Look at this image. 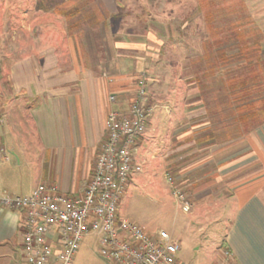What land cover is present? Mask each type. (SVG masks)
Listing matches in <instances>:
<instances>
[{"label": "crops", "instance_id": "1", "mask_svg": "<svg viewBox=\"0 0 264 264\" xmlns=\"http://www.w3.org/2000/svg\"><path fill=\"white\" fill-rule=\"evenodd\" d=\"M129 6L133 1L0 0V147L8 152L0 161V197L50 183L79 196L93 175L108 112L129 109L136 75L148 71L153 114L131 150L140 170L125 189L184 175L190 208L179 209L190 221L204 209L228 213L211 264H224V250L232 264H264V120L240 132L239 117L210 119L201 95L215 74L214 110H224L220 64L201 70L199 82L197 73L182 80L170 65L161 70L155 58L163 43L154 33L130 31ZM224 47L218 44L211 60L223 63ZM201 60L209 63L208 50ZM21 218L0 207V264H25Z\"/></svg>", "mask_w": 264, "mask_h": 264}, {"label": "rangeland", "instance_id": "2", "mask_svg": "<svg viewBox=\"0 0 264 264\" xmlns=\"http://www.w3.org/2000/svg\"><path fill=\"white\" fill-rule=\"evenodd\" d=\"M130 1H133L134 4V6H129L130 11L126 17L130 31L139 35L140 38L147 37L149 33H154L159 42L163 43V46L157 52L158 57L155 56V59L158 58L159 64H162L161 70L163 68L168 69V65H170L172 68L170 70L175 71L176 76H181L182 80H185L184 77L191 74L196 75L197 73V75H200L201 70H214V66L211 67L213 64L211 59L217 58L219 55L216 47L220 35L213 30L218 22L207 23L203 16L204 1L207 2V0ZM213 1L215 4L208 9L212 8L214 12L216 9L225 8L223 11L227 12L226 19H234V22L237 21V17H240L245 21L246 27L250 29L249 33H252L254 29H258L259 34L257 33L255 37L261 42L257 55L261 58L263 70L261 71L262 76L255 79L257 85L252 82L250 88L246 87L239 93L232 94V88L229 87V77L234 76L237 72L241 73L243 65H245V63L242 64L232 60L230 64L225 65V69H223V64L219 67V72L221 71L222 75L226 76L224 79L227 80L223 99L224 110L219 111L217 115L214 110L217 104L215 101L216 94H213V87L216 86L217 80L215 74L207 78V86L202 91L201 96L209 107L210 119H216L219 116V119L223 117L231 122L232 117L237 118L238 115L244 112L245 107L251 103L256 107H264V0ZM253 41L255 39L251 37L249 42ZM205 44L209 48H206ZM206 50H208L209 63L201 60ZM255 53L254 48H251L249 53L242 57L256 63L257 55ZM241 59L238 57L236 60ZM150 66L153 65L150 64ZM258 69L260 71V67L257 66L256 70L258 71ZM136 77L137 89L142 85L147 93V80L151 77L149 72L145 71L136 75ZM228 91L231 92L228 94ZM219 101H221V98H219ZM150 106L152 107V105ZM232 106H234V109H232ZM251 126H253L251 122L243 127L241 126L242 131L240 132ZM230 127L232 128V126ZM230 134H232V131ZM168 177L172 180L171 184L166 180ZM186 184L184 175L179 176L174 173H166L164 177H159L155 188L146 184L131 183L122 194L119 217L135 222L147 233H154L159 230L165 231L179 245L180 250L177 253V259L182 264H211V251L221 248V241L218 239L227 227L228 213L204 209L197 219L190 221L189 216L179 209L172 194L173 189L177 188L189 202ZM221 259L223 260L222 255ZM71 264L110 263L98 255L96 239L88 236L79 244L72 257ZM227 264H232L229 259Z\"/></svg>", "mask_w": 264, "mask_h": 264}, {"label": "built area", "instance_id": "3", "mask_svg": "<svg viewBox=\"0 0 264 264\" xmlns=\"http://www.w3.org/2000/svg\"><path fill=\"white\" fill-rule=\"evenodd\" d=\"M152 111L141 85L126 112H108L93 175L79 196L63 195L50 183L38 185L25 196L0 197L1 208L22 215L25 264H71L79 244L88 236L96 237L98 255L110 264H180V247L169 234L163 230L147 233L118 214L125 186L131 174L140 170L133 163L131 150L146 130ZM7 160V150L0 147V161ZM166 180L171 184L170 177ZM172 194L178 207L188 212L185 195L177 188ZM222 254V262L227 264L230 255L226 250Z\"/></svg>", "mask_w": 264, "mask_h": 264}, {"label": "trees", "instance_id": "4", "mask_svg": "<svg viewBox=\"0 0 264 264\" xmlns=\"http://www.w3.org/2000/svg\"><path fill=\"white\" fill-rule=\"evenodd\" d=\"M214 4L215 3L213 0H207V2L204 1V12L202 10V13L207 23H211V22L214 23V21L218 22V24H216V26L213 27V30H215L216 33L220 35V37L217 39L218 44L226 45V47H224V49L222 50L223 51L222 55H224V59L222 60L223 63L222 62L221 63L224 64V66L230 64L232 60L236 62H240L242 64L245 63V65H243V69L241 73L237 72L234 76L229 77L230 79L228 81L230 82L229 87L232 88L231 91L233 89L234 90L238 89L239 91H242L246 87L250 88L252 82L253 84L257 85L255 79H257V77L259 76H262L261 71L263 70V63L261 61V58H259V56L257 55L259 53L258 49H260V43H261L259 40H257L258 38L256 39L255 37V35L258 33V29H254L252 33H249L250 29L246 27L245 21L240 17H237L236 18L237 21L235 22L234 19L233 20L226 19L227 12L223 11L225 10V8L216 9V11L214 12H213L214 9L212 8L208 9L210 6L213 7ZM251 37H254L255 41L249 42ZM232 43H234V45H232ZM251 48H254V52H256L255 53L257 55V59H255L256 63H252L251 61L248 60V58L242 57L248 54ZM230 54H234L235 56L231 55L228 57V55ZM238 57L242 59L236 60L238 59ZM212 62L213 64L211 65V67L214 66V69L217 67V64L221 65V63L215 61V59L212 60ZM257 66L260 67V71L259 69L258 71L256 70ZM208 67L211 69L210 66ZM197 80H199V75L197 76ZM231 91H228V93H230ZM245 108L246 109H244V112L238 116L241 120L245 122L244 123L245 125L250 122L253 124H259L264 120V107H256L253 106V103H251L247 105Z\"/></svg>", "mask_w": 264, "mask_h": 264}]
</instances>
